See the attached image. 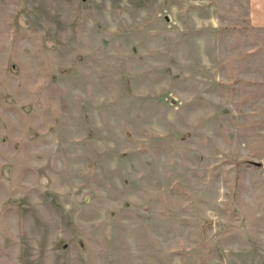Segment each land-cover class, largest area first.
<instances>
[{"label":"rangeland","instance_id":"1","mask_svg":"<svg viewBox=\"0 0 264 264\" xmlns=\"http://www.w3.org/2000/svg\"><path fill=\"white\" fill-rule=\"evenodd\" d=\"M262 10L0 0V264H264Z\"/></svg>","mask_w":264,"mask_h":264},{"label":"crops","instance_id":"2","mask_svg":"<svg viewBox=\"0 0 264 264\" xmlns=\"http://www.w3.org/2000/svg\"><path fill=\"white\" fill-rule=\"evenodd\" d=\"M260 3L263 4L264 3V0H260ZM264 12V10H262Z\"/></svg>","mask_w":264,"mask_h":264}]
</instances>
